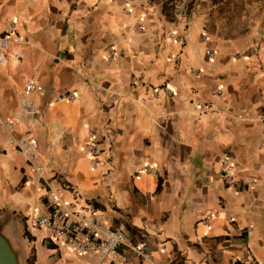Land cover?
<instances>
[{
    "label": "crops",
    "instance_id": "obj_1",
    "mask_svg": "<svg viewBox=\"0 0 264 264\" xmlns=\"http://www.w3.org/2000/svg\"><path fill=\"white\" fill-rule=\"evenodd\" d=\"M11 19L19 42L0 65V119L18 111L28 79L42 88L41 115L20 112L19 128L37 139L43 170L0 132V227L25 259L31 248L34 264L94 262L32 226L50 185L147 241L145 259L120 245L127 264H264L263 38L238 45L176 0H0V32ZM161 86L171 93L153 94ZM59 91L77 97L54 102Z\"/></svg>",
    "mask_w": 264,
    "mask_h": 264
},
{
    "label": "built area",
    "instance_id": "obj_2",
    "mask_svg": "<svg viewBox=\"0 0 264 264\" xmlns=\"http://www.w3.org/2000/svg\"><path fill=\"white\" fill-rule=\"evenodd\" d=\"M170 37L178 39L174 33H171ZM17 42L19 40L15 20L11 19L0 32V65L7 63L8 56H10V47ZM110 53L113 55L115 53L114 49H111ZM245 53L246 50L241 51V54ZM207 54L212 57L214 52L207 50ZM13 55L16 58L21 57L18 53ZM41 91V86L35 84L33 78L28 79L18 96V111L11 117L0 119V132L6 142L22 153L27 162L40 171L43 170L44 165L39 163L41 154L37 139L29 129L21 130L19 123L21 122L20 112H26L29 115H41L40 106L34 102V97ZM152 91L153 94H158L159 91L167 94L171 93L167 86L154 87ZM76 97L77 94L74 91H59L54 93L53 101L73 100ZM201 107L208 109L210 106L208 103H203ZM97 146L98 142L95 140V134L90 131L86 150L92 156H95ZM230 159L228 153H224L221 159V176L227 186L234 183ZM142 172L152 173L154 170L151 167H144ZM44 196L47 210L32 222V226L45 229L46 237L56 246L66 247L80 255L88 254L93 257V264H127L128 256L119 249L120 245H125L139 258L145 259L150 256L146 240L134 242L127 238L122 231L106 226L102 211L93 203L64 200L62 189L53 188L50 185H47ZM211 217V214L207 215L202 222L206 223Z\"/></svg>",
    "mask_w": 264,
    "mask_h": 264
},
{
    "label": "rangeland",
    "instance_id": "obj_3",
    "mask_svg": "<svg viewBox=\"0 0 264 264\" xmlns=\"http://www.w3.org/2000/svg\"><path fill=\"white\" fill-rule=\"evenodd\" d=\"M176 1L178 5L181 2L187 10L194 7L204 9L208 25L220 36L238 45H244L251 37L264 39V0H199L200 6L196 0ZM44 232L46 230L42 229L41 233ZM28 250L26 264L33 256V249Z\"/></svg>",
    "mask_w": 264,
    "mask_h": 264
},
{
    "label": "water",
    "instance_id": "obj_4",
    "mask_svg": "<svg viewBox=\"0 0 264 264\" xmlns=\"http://www.w3.org/2000/svg\"><path fill=\"white\" fill-rule=\"evenodd\" d=\"M0 264H26L23 246L19 237L12 233L8 235L0 227Z\"/></svg>",
    "mask_w": 264,
    "mask_h": 264
},
{
    "label": "trees",
    "instance_id": "obj_5",
    "mask_svg": "<svg viewBox=\"0 0 264 264\" xmlns=\"http://www.w3.org/2000/svg\"><path fill=\"white\" fill-rule=\"evenodd\" d=\"M26 235L29 237L28 233L26 232ZM29 264H34V255L32 256V258L30 259Z\"/></svg>",
    "mask_w": 264,
    "mask_h": 264
}]
</instances>
